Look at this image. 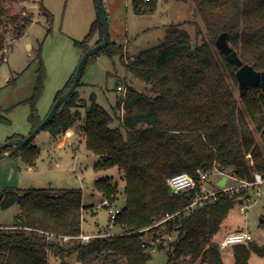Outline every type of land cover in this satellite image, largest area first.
Listing matches in <instances>:
<instances>
[{
	"label": "trees",
	"instance_id": "1",
	"mask_svg": "<svg viewBox=\"0 0 264 264\" xmlns=\"http://www.w3.org/2000/svg\"><path fill=\"white\" fill-rule=\"evenodd\" d=\"M26 2L0 0V50L10 33L21 36L30 21ZM151 2L154 0H134V11L143 13V4ZM191 2L202 25L194 23L196 37L203 31L207 39L194 44L186 30L167 26L158 46L123 60L126 72L145 86L144 91L128 86L112 112L91 98L84 113L81 128L85 146L99 157L94 169L116 167L124 182L125 203L113 225L121 232L86 243L47 240L41 232L66 236L81 233L83 211L87 209L81 189L31 188L21 193L8 188L2 191L0 207L16 204L20 213L15 224L0 228V264H51V260L68 264L65 259L69 258L76 264H150L151 249L166 251L165 264H223L214 236L239 196L219 194L212 202L186 210L193 191L171 193L166 179L182 172L194 176L197 168L229 172L248 180L253 171L264 172V91L251 87L237 97L211 47L226 32L242 64L264 72V0ZM96 27L100 31L96 44L102 41L98 17L84 39L76 42L82 54L91 47L89 40ZM105 49L109 44L101 50ZM108 51L115 52L112 48ZM218 53L236 85V67ZM75 97L74 91L43 128L52 136L68 133L75 125L77 114L71 112ZM120 110L121 116L117 114ZM116 119L118 124L112 126ZM29 121L31 131L41 122L34 105ZM253 129L259 134L258 140ZM31 142L15 151L6 148L5 152L12 151L9 157L19 155L32 166L38 150ZM94 188L110 203L120 194L117 183L109 178L95 180ZM166 216L170 218L153 226ZM103 232L100 228L96 231ZM166 237L169 240L164 246ZM231 249L234 264H248L252 253L264 257V247L252 241Z\"/></svg>",
	"mask_w": 264,
	"mask_h": 264
},
{
	"label": "rangeland",
	"instance_id": "2",
	"mask_svg": "<svg viewBox=\"0 0 264 264\" xmlns=\"http://www.w3.org/2000/svg\"><path fill=\"white\" fill-rule=\"evenodd\" d=\"M102 3L109 49L115 52L101 50L87 61L75 89V107L71 112L77 117L73 128L59 136H52L48 130L42 129L31 142L38 150L32 166L26 165L19 155L9 157L10 150L0 153V192L8 188L19 189L21 193L31 188L81 189L83 204L87 206L81 228L85 234H94L99 228L107 231L108 208H122L125 203L124 182L118 169L96 171L94 165L99 157L85 146L81 125L91 98L112 112L117 98L128 86L144 91L145 86L126 72L123 60L158 46L164 39L167 26H180L189 33L194 44L200 43L202 38L207 39L203 31L202 36L196 37L194 23L201 28L202 25L191 0H154L143 4V13L134 11V0H102ZM25 6L30 15L25 30L19 37L10 33L5 48L0 50V145L11 138H24L31 132L29 116L32 105L41 120L48 114L56 95L75 73L82 56L76 42L84 39L98 18L95 0H27ZM99 40L100 31L96 27L89 44L92 47ZM211 47L234 94L239 97L238 84L231 81L215 45ZM39 90L41 94L36 99L35 93ZM239 106L250 122L241 103ZM117 114L121 116L122 111ZM117 124L116 119L112 126ZM253 132L258 140L259 134L254 129ZM262 152L264 154L263 147ZM103 178L117 183L120 194L112 203L108 201V206L98 207L107 198L94 188V182ZM219 178L220 174L214 172L206 183L207 187L217 189ZM261 189V195L255 196L248 207L235 204L214 236L215 240L242 230L251 234L254 244L264 247V185ZM19 213L16 204L6 209L0 207V228L15 224ZM109 230L114 234L121 232L114 226ZM168 240L164 238V246ZM221 254L223 264H234L230 249L221 251ZM166 259L165 250L155 249L150 264H165ZM65 261L76 264L73 258ZM50 263L61 264L60 260H51ZM249 264H264V257L252 253Z\"/></svg>",
	"mask_w": 264,
	"mask_h": 264
},
{
	"label": "built area",
	"instance_id": "3",
	"mask_svg": "<svg viewBox=\"0 0 264 264\" xmlns=\"http://www.w3.org/2000/svg\"><path fill=\"white\" fill-rule=\"evenodd\" d=\"M149 1V0H145ZM120 90L121 87L119 86ZM217 172L220 174L218 179L217 189H210L207 187L206 183L208 182L210 176ZM226 177V181L223 186H220V180ZM229 179L231 183L229 184ZM166 184L171 193L180 194L186 191H193V199L190 204L186 207V210H190L197 206H201L205 203L212 202L218 198L219 194H225L230 197L239 196L238 203L244 205L245 207L249 206V203L254 200L255 196H260L262 193L261 187L264 185V172L253 171L252 178L241 179L235 176L234 174H226L225 172H220L216 169L213 170H204L197 168L195 175H190L186 172L174 174L166 179ZM108 206V200L104 199L98 207ZM120 208H108L109 213V226L107 231L103 233H94V234H85L80 233L76 236H66V235H55L49 232H41L45 235L47 240L60 241L66 243L69 240H77L81 243H86L90 239L95 237H110L114 233L110 232V228L114 225L115 217L119 214ZM170 218L166 216L162 220L156 222L153 226H157ZM252 241V236L247 231H234L229 234H226L225 237L218 241V246L221 251L227 250L229 247L237 244H244ZM155 249H151L153 252Z\"/></svg>",
	"mask_w": 264,
	"mask_h": 264
},
{
	"label": "water",
	"instance_id": "4",
	"mask_svg": "<svg viewBox=\"0 0 264 264\" xmlns=\"http://www.w3.org/2000/svg\"><path fill=\"white\" fill-rule=\"evenodd\" d=\"M98 17L100 20L102 28V41L98 44L87 49L77 64L73 81L70 86L54 101L48 114L41 120V122L24 138H11L4 144L0 145V152L5 153L6 148H12V151L18 150L19 148L25 146L54 118L56 112L75 91L79 84L82 76L83 69L92 56L96 55L101 49H104L109 44L108 30H107V20L106 14L103 8L102 0H95ZM216 48L225 56L226 60L236 67V80L238 84V90L240 96L245 94L247 90L251 87H260L264 91V72L256 71L252 66L248 64H242L236 51L232 49L229 45L228 34L226 32L221 33L215 40ZM10 151V153L12 152ZM9 153V154H10ZM226 181V177L222 178L220 186H223ZM2 197V192H0V198ZM263 221V220H262Z\"/></svg>",
	"mask_w": 264,
	"mask_h": 264
},
{
	"label": "crops",
	"instance_id": "5",
	"mask_svg": "<svg viewBox=\"0 0 264 264\" xmlns=\"http://www.w3.org/2000/svg\"><path fill=\"white\" fill-rule=\"evenodd\" d=\"M221 180H222V179H221ZM221 180H220V182H221ZM228 249H230V250L232 251L231 247H229ZM228 249H227V250H228ZM232 257H233V255H232ZM250 259H251V257H250ZM250 259H249V260H250ZM233 260H234V259H233ZM248 264H249V262H248Z\"/></svg>",
	"mask_w": 264,
	"mask_h": 264
}]
</instances>
